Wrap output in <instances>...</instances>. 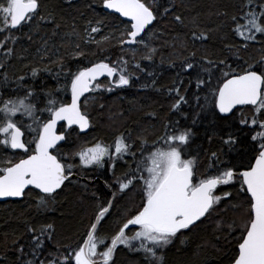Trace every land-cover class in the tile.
Listing matches in <instances>:
<instances>
[{"label":"snow or ice","instance_id":"obj_1","mask_svg":"<svg viewBox=\"0 0 264 264\" xmlns=\"http://www.w3.org/2000/svg\"><path fill=\"white\" fill-rule=\"evenodd\" d=\"M66 3L71 5L72 0ZM100 6L115 22L108 28L104 19L97 18L83 34L73 26L61 45H67V56L52 58L48 41L43 42L38 55L48 67L29 65L30 77L35 79L56 65L57 83L61 77L63 83L38 90L26 83L28 75L13 78L8 69L14 60L24 59L17 46L25 29L31 41V32L42 25L54 24L56 29L60 25L53 13H44L42 0H0V199L24 198L39 190L44 195L36 202V210L43 213L57 190L66 181L73 182L71 177L78 174L74 169L95 172L107 167L111 171L110 181L105 180V198L93 193L96 208L86 239L65 245L58 240L53 223L28 224L30 239L23 244L22 236L12 241L17 264H117L118 249L138 257L140 264H167L165 250L183 244L190 231L210 221L215 223L217 239L231 237L236 242L228 264H264V57L249 61L239 55L250 45L264 49V0H241L238 13H220L225 21L218 27L226 23L233 37H222L224 47L242 62L208 56L197 61L193 50L179 64L177 77L195 73L192 98L198 110L192 123L207 113L221 129L215 149L203 156L191 154L193 130L179 120H163L161 134L151 142L147 136L133 139L131 133L121 131L111 143L101 140L90 147L81 143L64 156L61 142L66 136L61 133L65 125L88 133L93 124L82 105L95 99L96 93L132 87L133 79H140L136 71L144 69L137 57L151 62L159 53L153 46L158 26L169 19L182 26L190 23L193 40L201 42L209 41L213 31L202 29L196 18L186 22L174 11L175 3L100 0ZM52 35H57L55 29ZM237 37L239 42H234ZM179 43L187 51L185 42ZM113 45L121 53L115 59H88ZM66 58L77 65L67 67ZM151 84L155 85V79ZM188 87H192L191 79ZM69 93L70 101L63 99ZM168 94L170 112L183 115L182 106L190 105L192 99L184 80L174 81ZM230 153L236 157L226 162ZM134 192L139 193V203L124 204ZM0 264H8L6 252L0 254Z\"/></svg>","mask_w":264,"mask_h":264},{"label":"trees","instance_id":"obj_2","mask_svg":"<svg viewBox=\"0 0 264 264\" xmlns=\"http://www.w3.org/2000/svg\"><path fill=\"white\" fill-rule=\"evenodd\" d=\"M159 3L163 6L175 3L174 11L182 15L186 22L196 18L202 29H212L211 39L204 42L193 40V28L190 23L187 26H182L169 19L165 24L158 26L153 46L159 50V53L151 62L139 60L138 55V62L144 69L143 72L136 71V75L140 79H133L132 87L115 89L104 95L101 99L103 107L96 105L91 108L92 104L88 107L82 105L83 111L86 113L90 111L87 114L93 127L84 134H81L77 129L70 130L63 143L64 147L61 149L64 156H67L75 148L78 138L83 144H89V141L93 140L88 145L90 147L94 142L101 140L111 143L114 136L121 131L131 133L133 139H136L138 135L147 136L151 142L153 138L161 134V121L163 120H179L181 126L190 127L193 130L191 154L199 153L203 156L209 149L217 147L221 129L216 126L210 115L202 113L197 122L192 123L198 110L197 103L192 98L195 91V73L191 77L187 74L177 77V72L180 71V62L189 58L193 50L197 52L195 58L197 61L202 56H208L213 59L224 58L229 63L242 62L237 61V56L231 54L224 47L222 37L233 40L227 24L218 27L225 21V17L220 13L228 11L230 16L238 13L241 0H159ZM90 4L93 7H89ZM42 7L45 14L48 12L54 14L60 27L56 29L54 24L42 25L39 29L31 32V41L26 38L29 29H25L20 34L21 39L17 46L18 55L23 56L24 59L14 60L8 69V75L13 78L19 74L28 75L29 80L26 83L34 84L38 90L42 88L55 89L63 83V77L60 78V84L57 83V78L54 75L57 70L56 65H51L47 72L41 71L35 79L30 77L29 65H35L41 69L48 67L47 61L41 62L38 55V49L42 47L45 40L48 41L49 53L52 58L57 55L67 56V45L64 47L61 45L64 40L69 39L65 34L72 32L73 26L83 34L89 22L95 23L97 18L104 19L108 28H111L115 22L111 16L104 15L106 10L100 6V0H72L71 5L66 3V0H42ZM53 29L57 32L55 36L52 35ZM95 35L99 36L100 34ZM179 41L185 42L187 51L181 47ZM234 42H239V38H234ZM120 54L119 48L113 45L108 46L103 52H97L96 55H89L88 59L95 61L104 56H111L115 59ZM239 55L249 61L260 59L264 57V49L260 44L250 45L247 51L241 52ZM173 61L176 63V67H169ZM65 64L69 68H74L77 61L66 58ZM149 72L153 75H149ZM153 79H155L154 86L151 84ZM177 79L184 80V87L187 88L189 98H192L190 105L182 106L183 115L169 110L171 96L168 94V90ZM189 79L192 81V87H188ZM142 84H148V87H142ZM97 94L100 95V93ZM63 99L69 100V94L63 96ZM239 116L240 113H237V121ZM209 137L212 138V143H209ZM235 157V153H230L225 157V161L232 162ZM76 160L78 162V157ZM74 171L78 173L77 176H81L85 180L73 179L72 183L67 182L60 191L54 194L55 200L43 213H37L36 210V202L42 196L36 190H32L22 200L0 203V254L7 253L8 264H17L13 239L22 236L21 244L30 239V235L26 232L28 224L53 223L56 227L58 240L65 245L75 246L86 238V228L96 208L93 193L101 199L105 198L107 194L105 180L110 181L111 171L107 167L95 172L92 169H84L81 172L79 168ZM119 174L118 171L117 175ZM139 201V193L134 192L123 203L138 204ZM112 227L113 225L110 224L109 229ZM217 236L215 223L212 221L195 231H190L184 237L183 244H175L165 250L167 264H228L229 256L236 250V242L231 237L225 239L224 236H220L217 239ZM50 250L54 251V249ZM116 261L117 264H140L138 257L120 249L117 250Z\"/></svg>","mask_w":264,"mask_h":264},{"label":"rangeland","instance_id":"obj_3","mask_svg":"<svg viewBox=\"0 0 264 264\" xmlns=\"http://www.w3.org/2000/svg\"><path fill=\"white\" fill-rule=\"evenodd\" d=\"M107 93H109V92H104L103 94H100V95H98L97 93L95 94V96H96V98L95 99H89L88 101H87V107L90 105V104H92L91 105V108L92 107H96V105H98L99 107H100V105H101V99H102V97L104 96V95H106ZM117 93V92H116ZM93 95V94H92ZM117 96H118V94H116ZM98 99V100H97ZM103 102V101H102ZM95 105V106H94ZM90 108V109H91ZM87 111V110H86ZM90 111H87V113H89ZM91 113H93V110H91ZM91 141H93V140H91ZM91 141H89L90 143L89 144H87V143H85L86 144V146H88V145H90L91 144ZM81 143H83L79 138H78V140H77V144L75 145V148L74 149H76V147L78 146V145H80ZM93 143V142H92ZM84 144V145H85ZM73 149V150H74ZM71 152V151H70Z\"/></svg>","mask_w":264,"mask_h":264},{"label":"water","instance_id":"obj_4","mask_svg":"<svg viewBox=\"0 0 264 264\" xmlns=\"http://www.w3.org/2000/svg\"><path fill=\"white\" fill-rule=\"evenodd\" d=\"M116 15H118V14H116ZM82 100H83V98H82ZM70 101V100H69ZM61 123H64V122H61ZM58 127H59V125H58ZM58 127H57V131H58ZM68 129H72V128H76V129H78V127L77 126H75V125H73L72 127H67ZM79 130V129H78ZM89 131V130H88ZM64 143V141H62L61 142V144H63ZM74 176H72L71 177V179L73 178ZM67 182V181H66ZM66 182H65V184H66ZM62 189V188H61ZM61 189H58L57 190V192L59 191V190H61ZM36 191H38L39 192V190H36ZM40 193V192H39ZM40 194H42V195H44L43 193H40ZM22 198H6V199H0V202H7V201H19V200H21Z\"/></svg>","mask_w":264,"mask_h":264},{"label":"flooded vegetation","instance_id":"obj_5","mask_svg":"<svg viewBox=\"0 0 264 264\" xmlns=\"http://www.w3.org/2000/svg\"><path fill=\"white\" fill-rule=\"evenodd\" d=\"M59 131V133H61V129H59L58 130ZM70 130H67V128H66V126H65V128L63 129V131H62V133L61 134H64L65 136L67 135V133L69 132ZM75 179H77V178H75ZM126 252H128L126 249H124Z\"/></svg>","mask_w":264,"mask_h":264},{"label":"bare ground","instance_id":"obj_6","mask_svg":"<svg viewBox=\"0 0 264 264\" xmlns=\"http://www.w3.org/2000/svg\"><path fill=\"white\" fill-rule=\"evenodd\" d=\"M88 95H90V94H88ZM81 134H84V133H81ZM75 170H76V169H75ZM75 178H77V179H79V180H85V178H82L81 176L79 177V176H77V175H74V177H73L71 180H73V179H75ZM67 182H68V181H67ZM67 182H66V183H67ZM63 187H64V186H63ZM63 187H62V188H63ZM59 191H60V190H59ZM22 199H23V198H22ZM22 199H21V200H22Z\"/></svg>","mask_w":264,"mask_h":264}]
</instances>
